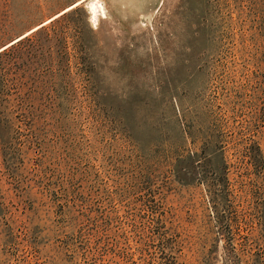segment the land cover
Wrapping results in <instances>:
<instances>
[{"label":"rangeland","instance_id":"rangeland-1","mask_svg":"<svg viewBox=\"0 0 264 264\" xmlns=\"http://www.w3.org/2000/svg\"><path fill=\"white\" fill-rule=\"evenodd\" d=\"M0 49V264H264V0H0Z\"/></svg>","mask_w":264,"mask_h":264},{"label":"bare ground","instance_id":"bare-ground-1","mask_svg":"<svg viewBox=\"0 0 264 264\" xmlns=\"http://www.w3.org/2000/svg\"><path fill=\"white\" fill-rule=\"evenodd\" d=\"M91 1L94 2L95 0H91ZM97 1L99 2V0H97ZM37 27H38V26H37ZM37 27H36V28H37ZM34 29H35V28H34ZM19 38H20V37H18V38H16V39H19ZM6 46H7V45H6ZM4 47H5V46H4ZM4 47H2V48H4ZM2 48H1V49H2ZM1 49H0V50H1Z\"/></svg>","mask_w":264,"mask_h":264},{"label":"snow or ice","instance_id":"snow-or-ice-1","mask_svg":"<svg viewBox=\"0 0 264 264\" xmlns=\"http://www.w3.org/2000/svg\"><path fill=\"white\" fill-rule=\"evenodd\" d=\"M74 6H77V5H74Z\"/></svg>","mask_w":264,"mask_h":264}]
</instances>
